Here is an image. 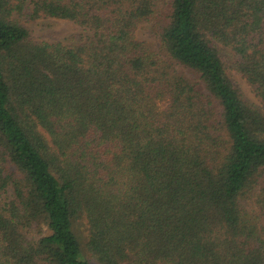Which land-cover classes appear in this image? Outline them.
<instances>
[{"label": "trees", "instance_id": "16d2710c", "mask_svg": "<svg viewBox=\"0 0 264 264\" xmlns=\"http://www.w3.org/2000/svg\"><path fill=\"white\" fill-rule=\"evenodd\" d=\"M0 264H264V0H0Z\"/></svg>", "mask_w": 264, "mask_h": 264}, {"label": "rangeland", "instance_id": "374dc122", "mask_svg": "<svg viewBox=\"0 0 264 264\" xmlns=\"http://www.w3.org/2000/svg\"><path fill=\"white\" fill-rule=\"evenodd\" d=\"M22 25L28 29L31 40L35 43L46 44H63L77 45L87 35V32L75 24L67 21H61L50 18H40L33 22H22ZM136 39L152 45L153 48H158V29L156 24L141 23L135 33ZM219 57L225 64L229 63L232 57V52L224 47L219 46ZM226 74L230 81L239 89L242 98L249 104L257 106L258 99L254 96L251 86L236 72L226 69ZM39 231L43 229L33 228L29 235L32 238H37ZM75 231L80 238V242L85 246L87 242V227L83 220L75 224ZM88 254H86L87 256Z\"/></svg>", "mask_w": 264, "mask_h": 264}]
</instances>
